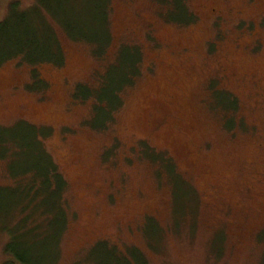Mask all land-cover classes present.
Wrapping results in <instances>:
<instances>
[{
  "label": "rangeland",
  "instance_id": "rangeland-1",
  "mask_svg": "<svg viewBox=\"0 0 264 264\" xmlns=\"http://www.w3.org/2000/svg\"><path fill=\"white\" fill-rule=\"evenodd\" d=\"M39 1L0 0V18L10 2L37 10L58 54L0 63V128L47 129L66 185L53 264H264V0H181L177 18L170 0H106L99 47L52 15L97 32L94 0ZM125 45L138 72L93 125V92ZM12 158L0 185L17 183Z\"/></svg>",
  "mask_w": 264,
  "mask_h": 264
},
{
  "label": "trees",
  "instance_id": "trees-1",
  "mask_svg": "<svg viewBox=\"0 0 264 264\" xmlns=\"http://www.w3.org/2000/svg\"><path fill=\"white\" fill-rule=\"evenodd\" d=\"M105 1L94 0L102 16L97 32L84 25L79 14L76 15L81 22L78 24L75 20L72 27L56 14L52 15L60 20L69 35H85L99 47L109 38L104 28ZM170 1L173 16L177 18L182 15V1ZM32 9L28 7L25 12L20 11L16 2H10L8 14L0 18V63L7 57L15 56L20 62L30 63L44 58L57 60V50L53 49L52 44L53 32L47 25H40L38 11L29 12ZM138 56L139 50L135 46L119 47L116 61L108 66L101 78L102 85L93 92L96 98L93 106L95 115L91 121L93 125L99 123L104 114H109L107 111L117 99V89L133 81L138 72ZM76 89L80 95L90 93V88L87 91L80 83ZM214 93L217 105H230L219 89ZM46 134L47 129L25 121L0 128V156H5L7 150L11 151L13 158L8 165L13 163L10 173L17 181L13 187L0 185V232L8 234L4 245L7 258L2 264H43L41 250L47 253V264H53L55 260L56 252L50 250L45 239L54 240L55 249L66 223V201L62 198L66 185L62 173L42 143L41 137ZM37 251L38 254L35 253Z\"/></svg>",
  "mask_w": 264,
  "mask_h": 264
}]
</instances>
